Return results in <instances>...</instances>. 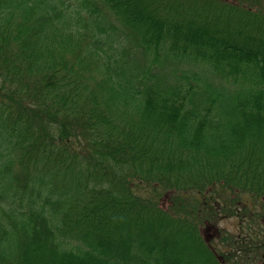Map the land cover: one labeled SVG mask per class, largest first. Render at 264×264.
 Returning <instances> with one entry per match:
<instances>
[{"label": "trees", "instance_id": "16d2710c", "mask_svg": "<svg viewBox=\"0 0 264 264\" xmlns=\"http://www.w3.org/2000/svg\"><path fill=\"white\" fill-rule=\"evenodd\" d=\"M263 2L0 0V264H264Z\"/></svg>", "mask_w": 264, "mask_h": 264}, {"label": "rangeland", "instance_id": "374dc122", "mask_svg": "<svg viewBox=\"0 0 264 264\" xmlns=\"http://www.w3.org/2000/svg\"><path fill=\"white\" fill-rule=\"evenodd\" d=\"M264 4V2H263ZM206 74H202L201 77H205ZM245 201V205L250 209H254L257 208L261 205L260 202L255 201L253 199H249L248 197H244L243 198ZM224 205V203H223ZM261 209V208H260ZM260 211V210H259ZM257 211V212H259ZM249 214V211L248 213ZM216 227L218 230L222 231L223 235H228L230 237H234V238H243V236L245 237L247 234L250 233V235L252 236V231L253 230H259V226H257L256 224L253 223V221L250 219V216L247 215L245 218H243V221H241L239 219V217L236 215L235 216H226V215H222L221 219L219 222L216 223ZM249 226L251 227V230H249ZM219 239H215V243L217 244V242ZM215 244V245H216ZM219 246V245H217Z\"/></svg>", "mask_w": 264, "mask_h": 264}]
</instances>
